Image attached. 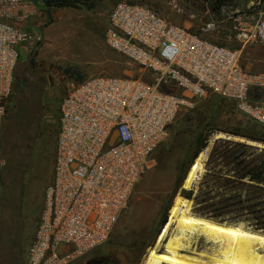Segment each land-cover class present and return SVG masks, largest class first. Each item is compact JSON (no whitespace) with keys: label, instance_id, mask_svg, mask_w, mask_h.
Returning <instances> with one entry per match:
<instances>
[{"label":"built area","instance_id":"obj_1","mask_svg":"<svg viewBox=\"0 0 264 264\" xmlns=\"http://www.w3.org/2000/svg\"><path fill=\"white\" fill-rule=\"evenodd\" d=\"M37 13V0H0V145L19 46L32 39L25 24ZM228 18L240 42L264 43V8ZM215 28L211 20L204 30ZM105 41L152 79L91 75L62 98L54 177L28 264H71L103 244L170 126L200 100L226 98L264 126V67H245L242 48L202 37L152 6L128 0L113 6Z\"/></svg>","mask_w":264,"mask_h":264},{"label":"rangeland","instance_id":"obj_2","mask_svg":"<svg viewBox=\"0 0 264 264\" xmlns=\"http://www.w3.org/2000/svg\"><path fill=\"white\" fill-rule=\"evenodd\" d=\"M117 1L101 0L94 8L52 7L49 14L38 7V13L25 24L32 39L19 46L21 56L15 77L18 74L28 81L27 96L22 105L13 103L14 88L8 99L7 122L1 137L0 171L4 168L5 180L4 184L0 180V264H28V248L39 225L45 190L54 177L60 104L69 88L96 74H131L152 79L105 41L109 14ZM128 1L148 4L170 21L202 37L231 48H242V63L253 71L264 67V43L240 42L233 30V20L228 18L234 13L264 8V0ZM211 20L216 22V28L205 31L206 23ZM25 118H31L34 124L27 137L19 129ZM229 131L251 134L264 131V127L239 112L232 101L215 94L182 111L170 126L168 136L151 155L108 239L71 264H87L91 259L99 260L100 264H143L157 241L163 219L169 218L178 193L191 200V211L195 213L196 202L186 193L192 189L193 197L197 193L198 181L206 172L216 140L250 144L247 138ZM217 133L224 136L216 137ZM200 134L208 135L207 146H210L205 170L191 188L178 187L181 175L193 159ZM6 148L8 152L4 155ZM252 152L247 151L249 159ZM220 160L217 161L223 171L233 174V164L225 165ZM210 187L208 190L213 194L227 196L235 192L232 187H217L213 183ZM239 190L243 197L252 191L248 185L239 186ZM231 223L264 233L255 229L256 221L249 215Z\"/></svg>","mask_w":264,"mask_h":264},{"label":"trees","instance_id":"obj_3","mask_svg":"<svg viewBox=\"0 0 264 264\" xmlns=\"http://www.w3.org/2000/svg\"><path fill=\"white\" fill-rule=\"evenodd\" d=\"M99 1L101 0H37V4L39 10L43 9L49 14L52 7L94 8ZM28 86L29 83L26 78L17 74L14 81L15 98L13 103L17 105H22L24 103ZM255 92H258V90L255 89L253 94ZM20 111L23 112V109ZM32 121L31 118H25L20 122L19 129L23 131V137H27L30 131H32L34 127ZM6 122L7 118L5 117L3 127L6 125ZM229 132L233 135L245 137L248 140L264 143V131L251 134L241 131ZM207 139L208 135L205 134H200L196 139V149L193 159L181 175L177 183L178 187L182 185L194 159L203 148L207 146ZM1 150L2 146L0 145V155H2ZM248 150H253V157L251 159L248 158ZM4 152V155H6L8 149L6 148ZM218 159H221L220 161L224 162L225 165L233 164V174L224 172L220 164H218ZM212 163H215V165L212 166ZM217 167L218 169H216ZM2 170H4V168L0 171V180L4 184L5 178ZM246 179L249 182H247ZM211 183L217 187H232L235 192L227 196L224 194H213L208 190V188H211ZM198 185L199 189L194 197V189L186 193L187 197L194 198L196 202L197 206L194 209L195 214L229 223L239 221L243 216L249 215L256 221L255 229L264 231V200H261V198L264 197V148L253 146L244 141L223 138L216 140L206 164V172L198 181ZM243 185H248L252 190L246 197H243L242 192L239 190V186ZM245 203L247 204L245 205ZM165 222L166 217L163 219L162 224Z\"/></svg>","mask_w":264,"mask_h":264},{"label":"bare ground","instance_id":"obj_4","mask_svg":"<svg viewBox=\"0 0 264 264\" xmlns=\"http://www.w3.org/2000/svg\"><path fill=\"white\" fill-rule=\"evenodd\" d=\"M220 136L224 133L216 134ZM209 150L204 147L190 165L184 188H191L205 170ZM143 264H264V233L197 215L191 200L178 193Z\"/></svg>","mask_w":264,"mask_h":264},{"label":"flooded vegetation","instance_id":"obj_5","mask_svg":"<svg viewBox=\"0 0 264 264\" xmlns=\"http://www.w3.org/2000/svg\"><path fill=\"white\" fill-rule=\"evenodd\" d=\"M87 264H100V261L97 259H91L87 262Z\"/></svg>","mask_w":264,"mask_h":264},{"label":"water","instance_id":"obj_6","mask_svg":"<svg viewBox=\"0 0 264 264\" xmlns=\"http://www.w3.org/2000/svg\"><path fill=\"white\" fill-rule=\"evenodd\" d=\"M256 143H259V142H256ZM250 144H252V145H256V146H259V147H263L264 148V143H261V144H253V143H250ZM187 175V174H186ZM186 177V176H185ZM185 179V178H184ZM183 182H184V180H183ZM182 187H183V183H182ZM184 188V187H183ZM184 189H186V188H184ZM165 224V223H164Z\"/></svg>","mask_w":264,"mask_h":264}]
</instances>
